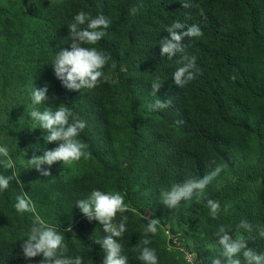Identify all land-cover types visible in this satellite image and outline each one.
Segmentation results:
<instances>
[{"label": "trees", "instance_id": "obj_1", "mask_svg": "<svg viewBox=\"0 0 264 264\" xmlns=\"http://www.w3.org/2000/svg\"><path fill=\"white\" fill-rule=\"evenodd\" d=\"M81 10L108 21L94 46L108 59L93 87L69 89L53 63L76 41L69 24ZM174 21L184 27L173 29L181 39L172 42L176 49L169 56L161 48ZM193 24L200 37L185 34ZM181 67L194 77L183 86L174 80ZM44 87V100L33 104L31 92ZM10 90L26 98L31 111L70 109V122L85 123L78 137L85 155L72 164H28L23 170L20 155L29 160L61 141L46 142L47 132L30 116L21 125L1 119L0 103V138L10 135L16 173L0 193V264H43L42 256L25 259L21 250L36 226L34 216L63 236L64 256L104 264L98 239L110 233L77 203L94 189L120 193L127 204L111 221L124 223L125 231L112 238L126 264H144L142 248L154 249L158 264H193L187 252L197 251L198 235L214 239L199 253L204 264H227L219 243L225 234L229 242L240 236L246 249L264 253V0H7L0 4V102ZM156 101L167 107L150 110ZM217 166L221 171L199 197L164 203L163 192ZM17 195L31 201L33 213L15 211ZM209 199L220 204L215 218ZM152 211L155 234L145 231L144 215ZM175 213L182 236L175 227L170 236L162 228ZM242 220L247 228L238 226ZM243 251L235 257L242 264ZM199 254L195 264H201Z\"/></svg>", "mask_w": 264, "mask_h": 264}, {"label": "clouds", "instance_id": "obj_2", "mask_svg": "<svg viewBox=\"0 0 264 264\" xmlns=\"http://www.w3.org/2000/svg\"><path fill=\"white\" fill-rule=\"evenodd\" d=\"M107 27L108 21L103 16L93 17L84 10L79 11L73 17V22L69 24V29L76 41L72 43L70 50H63L58 53L53 63L54 73L65 87L69 89H79L82 86L91 88L98 78L102 77V69L108 57L94 46L105 35L103 29ZM182 27H184L182 23L174 21L167 29L170 33V40L163 43L162 54L171 56L174 53L176 45L172 42L179 41L181 35L177 34L173 29ZM185 34L194 37L202 35L201 29L197 24L190 26ZM86 45H91L92 47ZM181 77H184V79L182 80ZM193 79V75L187 72L186 67H181L174 73L175 82L181 86ZM158 85L159 82L153 83V90ZM46 91V87L33 90L31 92L32 103L40 104L45 98ZM165 107H167V104L156 101L154 108L150 110L163 109ZM29 115L38 123L39 127L47 132L46 142L61 141L56 148L47 150L42 155L31 157L28 160L29 165L39 168L41 164H51L55 161H61L63 164H72L85 155V145L78 139L80 132L85 127V123L83 121L70 122V109L61 105L54 110L45 109L43 112L33 110ZM14 167V159L10 155L7 143L0 144V169L8 173L0 172V193L9 189V182L16 175ZM9 170H13L11 174H9ZM220 171L221 167L217 166L209 175L201 179H189L182 186H173L171 190L162 193L164 203L169 206H175L181 199L190 201L194 194L199 197L203 194L212 178ZM44 175H48V173L45 172ZM77 203L81 212L89 220L95 219L99 224L103 225L106 233H110V235L98 239L106 253L104 264H126L127 256L123 254L121 244L112 238L119 237L125 231L124 223H120L118 227H114L111 223L112 218L117 213H123L127 209L123 195L94 189L86 200H80ZM207 206L210 215L215 218L220 211L219 202L209 199L207 200ZM13 207L18 214L34 212L31 201L22 195L16 196ZM33 220L36 226L31 229L27 234V238L21 244L25 259L40 255L43 257V264H81L79 256L75 259L64 256L63 236L58 231L46 225L39 216H34ZM157 224V220H152L145 231L155 234L157 232ZM238 226L248 227L243 220ZM223 231V227L219 228V232ZM260 235L264 237V231H261ZM143 243L147 244L148 240H144ZM219 243L223 245V255L227 258V264H242L240 258H235L237 253H241L242 249L244 250L242 252L243 264H264V253H256L246 249L244 240L239 236L234 241L229 242V236L227 234L222 235ZM58 249L61 251L58 252ZM196 253L198 256L199 252L196 251ZM138 258L144 264H158L154 249H140ZM200 263L204 264V259L201 256ZM206 264H208V260ZM212 264H221V262L219 259H214Z\"/></svg>", "mask_w": 264, "mask_h": 264}, {"label": "rangeland", "instance_id": "obj_3", "mask_svg": "<svg viewBox=\"0 0 264 264\" xmlns=\"http://www.w3.org/2000/svg\"><path fill=\"white\" fill-rule=\"evenodd\" d=\"M6 2L7 0H0V4H2L3 6L5 5ZM11 91L12 90L8 91L4 96V99L0 102L4 106V113L2 114L1 119L2 118L9 119L14 124L21 125L22 123L29 121L30 119L29 114L31 112V107L27 105L29 101L26 98L19 97L15 93H12ZM19 104H23V105H19ZM9 136L10 135L4 134L0 138V144L7 143L9 150L11 152L13 150L10 147L11 142L7 141L8 140L7 137ZM17 163L19 164V167L22 168L23 170H26L28 168V159L26 156L20 155L17 159ZM229 180L230 177H226L224 182H227ZM144 217L149 221V223L154 219L157 220V218H155V216L153 215V211L147 215H144ZM178 219H179L178 213H175L171 215L168 219H165L166 223L162 225L163 230L165 232L167 231V233L170 232L172 234L174 232L171 231V228L175 227L176 231H178L175 235L182 236L183 231L177 225ZM112 225L114 227H117L115 223H112ZM187 239H189L193 243L195 242V237L192 233H190ZM213 240L214 239L211 236L205 237L198 235V244L194 243L193 247L196 248V250L199 253H201L200 251L205 253V250H209L212 248Z\"/></svg>", "mask_w": 264, "mask_h": 264}, {"label": "built area", "instance_id": "obj_4", "mask_svg": "<svg viewBox=\"0 0 264 264\" xmlns=\"http://www.w3.org/2000/svg\"><path fill=\"white\" fill-rule=\"evenodd\" d=\"M169 236L171 235L170 232H168ZM178 236V235H176ZM197 253L196 252H191V251H188L187 252V258L189 259L190 262H192L193 264H195L196 262V258H197Z\"/></svg>", "mask_w": 264, "mask_h": 264}]
</instances>
